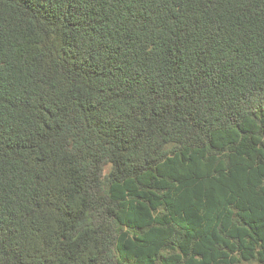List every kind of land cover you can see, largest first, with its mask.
I'll return each instance as SVG.
<instances>
[{
	"label": "trees",
	"instance_id": "1",
	"mask_svg": "<svg viewBox=\"0 0 264 264\" xmlns=\"http://www.w3.org/2000/svg\"><path fill=\"white\" fill-rule=\"evenodd\" d=\"M0 264H264V0H0Z\"/></svg>",
	"mask_w": 264,
	"mask_h": 264
}]
</instances>
